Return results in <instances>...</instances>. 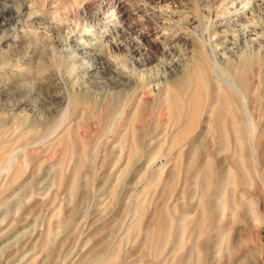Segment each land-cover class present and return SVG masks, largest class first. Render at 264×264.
I'll return each mask as SVG.
<instances>
[{
	"label": "rangeland",
	"instance_id": "obj_1",
	"mask_svg": "<svg viewBox=\"0 0 264 264\" xmlns=\"http://www.w3.org/2000/svg\"><path fill=\"white\" fill-rule=\"evenodd\" d=\"M236 3L0 0V238L22 244L12 264H201L199 243L209 264H264V0L243 2L240 26ZM95 28L108 41L92 72L93 55L66 59ZM240 74L259 142L221 88Z\"/></svg>",
	"mask_w": 264,
	"mask_h": 264
},
{
	"label": "bare ground",
	"instance_id": "obj_2",
	"mask_svg": "<svg viewBox=\"0 0 264 264\" xmlns=\"http://www.w3.org/2000/svg\"><path fill=\"white\" fill-rule=\"evenodd\" d=\"M245 0H238V4L236 5V4H233L234 6H237L238 8H236L235 9V14H234V16H235V22H236V24H238L239 23V26H240V22H241V20L243 19V16H244V14H242V12H240L242 9H243V2H244ZM104 4V3H103ZM110 4V2H108V4L107 5H109ZM102 6V5H101ZM93 27V26H92ZM103 27V26H102ZM241 27H243V26H241ZM94 28V27H93ZM98 29H99V27H98ZM100 29H101V27H100ZM247 29V28H246ZM83 30H85V29H83ZM98 30L95 28V29H92V30H89V31H85L83 34H81V40H82V49H83V52L82 53H78V52H76V53H78L77 55H76V53L75 54H71V55H67V61L68 60H77V59H79V58H81V59H84V58H87V57H89V56H91V55H93V57H94V61L96 62V64L95 65H91L90 63H87V62H85V64H86V67H88V71L90 70V71H92L91 69H93L94 67L98 70V68H100V66L98 67V65H100L101 63H102V61H100V56H101V52L103 51L102 49H103V47H105V45H106V43H104L106 40L108 41V39L107 38H105L104 40H102L101 41V38L100 37H97L96 36V33H98L97 32ZM100 32V31H99ZM104 33V32H103ZM252 34H254V33H252ZM100 38V39H99ZM3 39V41H4V39L6 40V38H2ZM67 41V40H66ZM70 43V42H69ZM67 45V44H66ZM73 48V47H72ZM91 48H93L92 50H93V53H91ZM220 48H222V47H220ZM224 48H226V46L224 47ZM226 50V49H225ZM219 51V50H218ZM224 51V50H223ZM221 53H223V52H221ZM218 57H223L224 58V55L223 54H219L218 52H217V54H216ZM18 58V57H17ZM64 59H65V57H64ZM19 60H20V58H19ZM18 60V61H19ZM15 61V60H14ZM14 61H13V63H14ZM66 61V62H67ZM86 61V60H85ZM88 61V60H87ZM12 62V61H11ZM69 62V61H68ZM90 62V61H89ZM93 62V61H92ZM10 63V62H9ZM73 63V62H72ZM68 64H70V63H68ZM67 63H66V65H68ZM82 64V63H81ZM98 64V65H97ZM4 65H6V64H4ZM8 65V64H7ZM16 65V64H15ZM21 65V64H20ZM65 65V64H64ZM69 66H71V65H69ZM6 67V66H5ZM16 67V66H15ZM80 67H81V65H80ZM80 67H79V70H81L80 69ZM8 68H10V67H8ZM21 68H24V67H21ZM65 68V67H64ZM198 68V67H197ZM12 69V68H11ZM76 69V68H75ZM13 70H14V68H13ZM16 70V69H15ZM20 70V69H19ZM73 70V69H72ZM78 70V69H77ZM79 70H78V72H79ZM201 70V69H200ZM2 71V70H1ZM18 71V70H17ZM24 71H26V70H24ZM23 71V72H24ZM30 72V71H29ZM68 72V71H67ZM74 72V71H73ZM82 72V71H81ZM93 72V71H92ZM3 73V72H2ZM14 73V72H13ZM27 73V72H26ZM72 73V72H71ZM75 73H76V71H75ZM80 73V72H79ZM197 73V72H196ZM74 74V73H73ZM201 74V73H200ZM218 74V73H217ZM5 75V74H4ZM28 75V74H27ZM49 75V74H48ZM52 75V74H51ZM60 75V74H59ZM77 75V74H76ZM50 76V75H49ZM70 76V75H69ZM71 76H72V74H71ZM75 76V75H74ZM242 75L240 74L239 76H233V77H227L228 79H224V80H222V81H220L221 82V84H224V86L222 87L221 86V88L222 89H228V90H230V92L232 93V94H234V95H237L238 97H239V99L241 100V104L240 105H242L243 106V110L245 111V120L247 121V124H248V126L250 127V129H252V131H251V137H253V139H255L257 142H259L260 141V139H261V133H262V131L264 130H262V126L263 125H260V123H255L254 122V119L252 118V115H251V111H248L246 108H250L249 106H248V104H250L249 103V100H245L244 99V97H246L245 96V94L246 93H248V92H250V88L248 87V85L246 84V82H248V77L247 76H244V77H247V79L245 78V79H242V77H241ZM12 77V76H11ZM52 77V76H51ZM50 77V78H51ZM57 77V76H56ZM62 77V76H61ZM79 78H80V76H78ZM220 77V76H219ZM54 78V77H53ZM65 78V77H64ZM69 78V77H68ZM75 77H73V79H74ZM77 78V77H76ZM79 78H78V80H79ZM194 78V77H193ZM224 78V77H223ZM1 79V78H0ZM45 79V78H44ZM56 79V78H55ZM58 79V78H57ZM191 79V78H190ZM218 79V78H217ZM221 79V78H220ZM47 80H48V78H47ZM54 80V79H53ZM81 80V79H80ZM79 80V81H80ZM3 81V80H2ZM7 81V80H6ZM9 81H11V79L9 80ZM44 81V80H43ZM50 81V80H49ZM57 81H59V80H57ZM74 81H75V79H74ZM79 81L78 82H76V85H77V83H79ZM82 82V81H81ZM253 82V81H252ZM43 83H45V82H43ZM57 83V82H56ZM66 83H68V82H66ZM219 83V82H218ZM70 84H71V82H70ZM69 84V85H70ZM6 85V84H5ZM9 85H10V83H9ZM15 85V84H14ZM62 85V84H61ZM66 85V84H65ZM68 85V87L70 88V86ZM72 85H75V83H73ZM80 85V84H79ZM82 85V84H81ZM80 85V86H81ZM4 86V85H3ZM12 86H13V84H12ZM34 86V85H33ZM48 86V85H47ZM63 86V85H62ZM0 87H2V86H0ZM64 87V86H63ZM71 87H73V86H71ZM6 89L7 87L6 86H4L3 87V89ZM13 88V87H12ZM18 88V87H17ZM30 88V87H29ZM61 88V87H60ZM59 88V89H60ZM80 89L82 88V87H79ZM9 89V88H8ZM73 89H74V87H73ZM78 89V88H77ZM26 90V89H25ZM52 90V89H51ZM34 91V90H33ZM72 91V89H70V92ZM80 91V90H79ZM135 91V90H134ZM67 92V91H66ZM73 92V91H72ZM75 92V91H74ZM76 93V92H75ZM62 94H64V93H62ZM69 94V93H68ZM74 94V93H73ZM249 94V93H248ZM77 95V94H76ZM78 95H79V93H78ZM190 95V94H189ZM66 96H67V94H66ZM80 96V95H79ZM79 96H76L75 98H76V100H77V103H80V101L82 100V97H79ZM28 97V96H27ZM73 97V96H72ZM223 97V96H222ZM69 98H71V96L69 97ZM183 98V97H182ZM226 98V97H225ZM66 99V98H65ZM72 99V98H71ZM74 99V98H73ZM72 99V100H73ZM187 99V98H186ZM256 99V98H255ZM209 100V99H208ZM23 101V100H22ZM247 103H246V102ZM23 103V102H22ZM175 104V103H174ZM21 105V104H20ZM251 105V104H250ZM237 106V105H236ZM14 113V112H13ZM10 115V114H9ZM15 115V114H14ZM15 117H18V116H15ZM261 117V116H260ZM7 119V118H6ZM21 119V118H20ZM10 120V119H9ZM22 120V119H21ZM20 120V121H21ZM187 121H188V119H187ZM19 122V121H18ZM13 123V122H12ZM11 123V124H12ZM21 122H19V123H17V124H20ZM7 125H9L8 123H6ZM16 124V125H17ZM191 124V123H190ZM189 124V125H190ZM14 125V124H13ZM13 125L12 126H6V125H3L2 124V127H4V134H9L10 132H11V130H12V128H14L13 127ZM20 125H22V123L20 124ZM19 125V126H20ZM15 126V125H14ZM18 126V127H19ZM194 126V125H193ZM190 127V126H189ZM191 128V127H190ZM185 130H187V127H186V129ZM3 135V134H2ZM4 137V136H3ZM217 139V138H216ZM253 145H254V143H253ZM254 148V147H253ZM207 150V149H206ZM206 155V154H205ZM252 155V154H251ZM209 156V155H208ZM206 161V160H205ZM213 162V161H212ZM221 165V164H220ZM232 167V166H231ZM219 167H218V164L216 163L215 165L212 163L211 164V168H210V170H209V174L207 175V178L206 179H204L205 180V184H204V190H208L209 188H211V186L214 184V182H215V180L217 181L218 180V176H219V169H218ZM255 168V167H254ZM257 169V168H256ZM7 170V169H6ZM9 170V169H8ZM197 171V170H196ZM256 173H258L257 171H256ZM200 176V175H199ZM202 182V181H201ZM230 183V182H229ZM233 185V184H232ZM227 190V189H226ZM227 193V192H226ZM239 195V194H238ZM219 200V199H218ZM202 202H201V209H200V220H199V225L201 226V225H203L204 223H207V222H209V220H210V207L207 205V203L205 202V199H203L202 198V200H201ZM7 202V201H6ZM210 202V201H209ZM210 205V204H209ZM224 208V207H223ZM140 210V209H139ZM138 209H135V212H134V215H135V217H136V224H138V225H140V224H142V221H143V214L139 211ZM237 210V209H236ZM1 211V210H0ZM5 212V211H4ZM4 215V213H3V210H2V213H1V216L3 217V215ZM142 214V215H141ZM240 214H242V213H240ZM192 215V214H191ZM195 216V215H194ZM153 217V216H152ZM6 219V218H5ZM182 221H183V219H181ZM260 220V219H259ZM235 222V221H234ZM260 222V221H259ZM162 223H163V221H162ZM161 223V224H162ZM2 225V224H1ZM0 225V226H1ZM151 225V224H150ZM164 226V225H163ZM162 226V227H163ZM258 226V225H257ZM204 227H206V226H204ZM159 228V227H158ZM201 228V227H200ZM228 228V227H227ZM207 229V228H206ZM236 229V228H235ZM158 230V229H157ZM224 231L226 230L225 228L223 229ZM158 231H160V228H159V230ZM228 230H226V232H227ZM36 233V232H35ZM35 233H33V234H35ZM233 233V232H232ZM24 236V235H23ZM199 236H201V235H199ZM238 236V235H237ZM33 238V237H32ZM38 238V237H37ZM0 239H2V241H0V259H1V263L2 264H12L13 263V261L15 260V259H11V258H9V255H7V253H12L11 252V250H13L17 245H20L21 244V240H19L20 242H18V243H16V242H7V243H3V238H0ZM16 239V238H15ZM18 239V238H17ZM23 239V238H22ZM25 239V238H24ZM233 239V238H232ZM12 240V239H11ZM10 241V240H9ZM16 241V240H15ZM23 242V241H22ZM20 243V244H19ZM26 243H28V242H25L24 244H26ZM31 243V242H30ZM22 245V244H21ZM27 245V244H26ZM231 246V245H230ZM23 247V246H22ZM232 247V246H231ZM19 248V247H18ZM16 249V248H15ZM196 250H197V262L198 263H201V264H203L204 262H205V264L206 263H208L209 264V262L207 261V259H208V257H207V250H208V248H207V246L204 244V243H199V244H197V246H196V248H195ZM207 249V250H206ZM219 250V249H218ZM229 250H233V249H229ZM251 251V250H250ZM17 252V251H16ZM16 252H13V253H16ZM219 252H222L221 250H219ZM229 253V252H228ZM218 254V253H217ZM216 255V254H215ZM218 255H220V254H218ZM12 256H14V255H12ZM230 256V255H229ZM216 257H218V256H216ZM212 258V257H211ZM214 258V257H213ZM212 258V262L213 261H215V258L213 259ZM23 259V258H22ZM41 259V258H40ZM116 259V258H115ZM223 259V256H219L218 257V260L217 261H215V263L216 264H220L221 263V260ZM113 258H112V260H109V262H108V264H112L113 263ZM225 260V259H224ZM223 260V261H224ZM222 261V262H223ZM44 263V262H43ZM214 263V264H215ZM25 264V263H24ZM229 264H230V262H229Z\"/></svg>",
	"mask_w": 264,
	"mask_h": 264
}]
</instances>
